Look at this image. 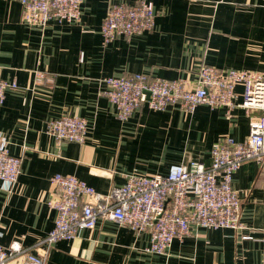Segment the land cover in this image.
<instances>
[{
    "label": "crops",
    "instance_id": "0c3cea01",
    "mask_svg": "<svg viewBox=\"0 0 264 264\" xmlns=\"http://www.w3.org/2000/svg\"><path fill=\"white\" fill-rule=\"evenodd\" d=\"M137 1L81 0L76 22L49 21L38 29L22 21L17 0H0V78L18 86L5 91L0 104V136L9 154L21 157L12 190L0 182L1 245H33L52 228L54 211L46 205L51 175H74L105 194L129 173L164 175L171 164L189 159L207 165L213 142L243 140L248 116L260 114L205 105L186 114L175 105L161 111L142 105L118 120L101 94L107 76L192 82L201 63L264 73V0H147L154 11L151 31L103 43L99 27L107 6ZM36 70L52 81L45 77L34 87ZM235 91L238 102L241 87ZM66 114L86 119L82 143L45 134L48 119ZM231 183L240 193V230L192 228L171 242L168 255H151L141 251L145 233L135 236L98 219L92 229L57 241L45 264H264V163L243 162Z\"/></svg>",
    "mask_w": 264,
    "mask_h": 264
},
{
    "label": "built area",
    "instance_id": "2783aa9c",
    "mask_svg": "<svg viewBox=\"0 0 264 264\" xmlns=\"http://www.w3.org/2000/svg\"><path fill=\"white\" fill-rule=\"evenodd\" d=\"M22 21L43 29L49 21L73 23L80 16L81 0H17ZM154 11L147 0L127 5L112 2L107 6L99 32L103 43L114 37L148 32L153 28ZM81 58V57H80ZM46 78L43 71L33 74L34 87ZM101 94L114 107L118 120H125L135 109L146 106L161 111L168 105L191 114L196 106L241 108L248 116L247 134L241 141L223 136L209 149V163L196 159L171 164L164 175L126 174L122 185L107 193L95 191L74 175L55 173L49 177L54 211L52 228L33 245L19 240L0 244V264H45L53 245L70 240L82 229H92L98 219L128 227L135 236L145 233L144 254L168 255L174 239L181 240L192 228L240 230V193L232 186V174L245 161L264 163V73L243 69H218L201 63L195 79H163L135 73L101 79ZM241 87L236 101V86ZM15 81L0 78V104L5 91L17 90ZM89 126L83 117L60 115L48 119L44 132L55 141L82 143ZM8 141L0 136V182L11 191L20 171V156L8 152ZM32 249L36 250L35 253Z\"/></svg>",
    "mask_w": 264,
    "mask_h": 264
}]
</instances>
